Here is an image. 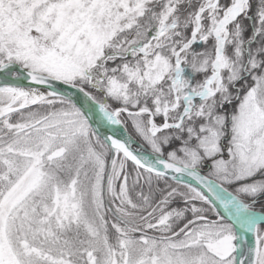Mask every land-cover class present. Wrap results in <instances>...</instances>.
Segmentation results:
<instances>
[{
  "label": "snow or ice",
  "instance_id": "snow-or-ice-1",
  "mask_svg": "<svg viewBox=\"0 0 264 264\" xmlns=\"http://www.w3.org/2000/svg\"><path fill=\"white\" fill-rule=\"evenodd\" d=\"M0 264H264V0H0Z\"/></svg>",
  "mask_w": 264,
  "mask_h": 264
}]
</instances>
